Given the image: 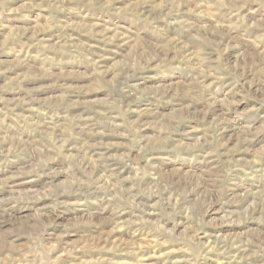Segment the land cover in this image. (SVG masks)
I'll use <instances>...</instances> for the list:
<instances>
[{
	"label": "rangeland",
	"instance_id": "rangeland-1",
	"mask_svg": "<svg viewBox=\"0 0 264 264\" xmlns=\"http://www.w3.org/2000/svg\"><path fill=\"white\" fill-rule=\"evenodd\" d=\"M0 264H264V0H0Z\"/></svg>",
	"mask_w": 264,
	"mask_h": 264
}]
</instances>
